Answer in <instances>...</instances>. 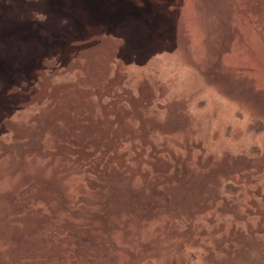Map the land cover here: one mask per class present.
I'll return each mask as SVG.
<instances>
[{
	"label": "rangeland",
	"instance_id": "rangeland-1",
	"mask_svg": "<svg viewBox=\"0 0 264 264\" xmlns=\"http://www.w3.org/2000/svg\"><path fill=\"white\" fill-rule=\"evenodd\" d=\"M0 264H264V0H0Z\"/></svg>",
	"mask_w": 264,
	"mask_h": 264
}]
</instances>
